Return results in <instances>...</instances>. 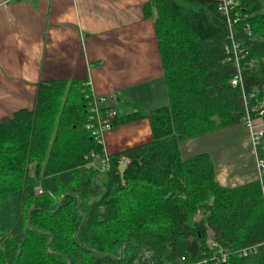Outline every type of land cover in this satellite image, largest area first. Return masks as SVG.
Listing matches in <instances>:
<instances>
[{"label": "trees", "instance_id": "1", "mask_svg": "<svg viewBox=\"0 0 264 264\" xmlns=\"http://www.w3.org/2000/svg\"><path fill=\"white\" fill-rule=\"evenodd\" d=\"M220 1L144 4L168 103L118 115L114 125L148 118L147 142L108 153L87 128L91 90L80 79L40 82L35 106L0 122V201L20 193L23 227L19 237L0 224V264H135L140 254L138 264H264L260 181L223 185L209 151L181 149L242 121L244 91L264 97V0H233L228 13ZM231 34L244 49L238 59ZM99 158L108 168L90 164ZM34 175L53 186L25 192ZM210 238L227 249L226 261ZM257 244L258 253L243 255Z\"/></svg>", "mask_w": 264, "mask_h": 264}, {"label": "crops", "instance_id": "2", "mask_svg": "<svg viewBox=\"0 0 264 264\" xmlns=\"http://www.w3.org/2000/svg\"><path fill=\"white\" fill-rule=\"evenodd\" d=\"M147 1L0 0V122L32 109L39 83L56 79H80L94 94H114L109 103L119 116L168 103L155 18L144 13ZM237 134L227 126L186 139L182 153L209 151L223 185L256 180L254 150L230 151ZM151 137L144 117L115 124L103 144L111 153ZM239 137L250 145V136Z\"/></svg>", "mask_w": 264, "mask_h": 264}, {"label": "built area", "instance_id": "3", "mask_svg": "<svg viewBox=\"0 0 264 264\" xmlns=\"http://www.w3.org/2000/svg\"><path fill=\"white\" fill-rule=\"evenodd\" d=\"M219 5V9L224 13H228L229 7L234 3L233 0H221ZM232 29V28H231ZM245 32L248 34L251 33V29L249 24L244 27ZM232 38L233 35L231 34ZM234 43V56L238 59L239 53L243 52V47H240V42L233 38ZM232 84L238 85L239 82H242V76L240 73L232 78ZM244 114L242 117V121L248 127L251 137V143L253 146L256 165L258 169V180L260 181L262 187V196L264 200V97L260 102L257 99L256 102L252 101L256 97L255 92H250L249 94L244 91ZM115 95H98L94 94L91 91V115L89 116V122L87 123V128L91 130V132L102 142L104 141L105 133L114 126L115 119L118 117V110L112 104H110V100H114ZM99 160V163L96 161ZM93 165H96L103 170L108 168L107 160L104 158L95 159L92 162ZM208 245L210 249H213L214 252L220 253L217 256L220 261H226L229 255L227 249H225L218 241L210 238L208 240ZM259 244L252 245L248 247H244L242 249V253L245 256L252 255L258 253ZM218 261V262H220Z\"/></svg>", "mask_w": 264, "mask_h": 264}, {"label": "rangeland", "instance_id": "4", "mask_svg": "<svg viewBox=\"0 0 264 264\" xmlns=\"http://www.w3.org/2000/svg\"><path fill=\"white\" fill-rule=\"evenodd\" d=\"M231 127L236 128L238 131V134L236 135L237 141L235 143L231 144L230 151L233 154L239 150L241 152L248 153L249 148L252 151L253 146L251 143L252 142L251 137H250V145L249 146H247L245 144V141H243L242 138L239 137V133L245 134V135H247V137L250 136L249 129L245 125V123L243 121H240V122L232 125ZM234 137H235V134H233V132H232L231 135H229V138L231 140H233ZM184 154H187V152L184 151ZM233 160L235 161L236 159L234 158ZM100 169L103 170L102 168H100ZM52 186H53V183L49 177H44V176L39 177V176L34 175L32 177L31 182L28 184V186L24 190L27 193H34L37 191L39 192L40 188L49 189ZM20 199H21V195H20V193H17L12 199L0 201V224L5 229L13 228L14 234H16L19 237H22L23 236L22 222H21V219L17 217L19 205H20ZM209 233H211V230L209 231Z\"/></svg>", "mask_w": 264, "mask_h": 264}, {"label": "water", "instance_id": "5", "mask_svg": "<svg viewBox=\"0 0 264 264\" xmlns=\"http://www.w3.org/2000/svg\"><path fill=\"white\" fill-rule=\"evenodd\" d=\"M29 216H30V213H28V220H29V222H30V218H29ZM0 238H1V237H0ZM122 256H123V249L121 248V250H120V258H122ZM140 256H141V254L139 255V257H140ZM139 257L136 259L135 264H138ZM70 264H72L71 261H70Z\"/></svg>", "mask_w": 264, "mask_h": 264}, {"label": "bare ground", "instance_id": "6", "mask_svg": "<svg viewBox=\"0 0 264 264\" xmlns=\"http://www.w3.org/2000/svg\"><path fill=\"white\" fill-rule=\"evenodd\" d=\"M259 101L261 102L262 101V99H259ZM264 106V104L263 105H261V107H263ZM92 162H93V160L90 162V164H92Z\"/></svg>", "mask_w": 264, "mask_h": 264}, {"label": "flooded vegetation", "instance_id": "7", "mask_svg": "<svg viewBox=\"0 0 264 264\" xmlns=\"http://www.w3.org/2000/svg\"><path fill=\"white\" fill-rule=\"evenodd\" d=\"M42 190H43V188H40V189H39V191H42ZM37 192H38V191H37ZM34 193H36V192H34Z\"/></svg>", "mask_w": 264, "mask_h": 264}]
</instances>
